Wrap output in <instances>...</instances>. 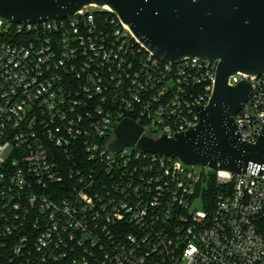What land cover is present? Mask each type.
<instances>
[{
    "label": "built area",
    "instance_id": "obj_1",
    "mask_svg": "<svg viewBox=\"0 0 264 264\" xmlns=\"http://www.w3.org/2000/svg\"><path fill=\"white\" fill-rule=\"evenodd\" d=\"M219 62L166 60L96 4L0 17V264H264V174L111 149L126 118L156 139L197 126ZM244 79L235 121L256 143L264 74Z\"/></svg>",
    "mask_w": 264,
    "mask_h": 264
},
{
    "label": "water",
    "instance_id": "obj_2",
    "mask_svg": "<svg viewBox=\"0 0 264 264\" xmlns=\"http://www.w3.org/2000/svg\"><path fill=\"white\" fill-rule=\"evenodd\" d=\"M90 4L109 5L145 46L166 60L193 56L220 61L209 105L195 104L201 117L197 126L156 139L126 118L115 130L113 151L137 146L214 171L264 174V125L257 142L250 143L242 140L235 121L251 83L229 84L238 72L264 74V0H0V17L38 23L70 17Z\"/></svg>",
    "mask_w": 264,
    "mask_h": 264
},
{
    "label": "trees",
    "instance_id": "obj_3",
    "mask_svg": "<svg viewBox=\"0 0 264 264\" xmlns=\"http://www.w3.org/2000/svg\"><path fill=\"white\" fill-rule=\"evenodd\" d=\"M105 13L115 16V14L113 12H110V11H105ZM216 174L217 173L214 172V171L210 172V178H209L210 181H209V183L211 185V193L212 194H213V191L215 192V190H217V187H216Z\"/></svg>",
    "mask_w": 264,
    "mask_h": 264
},
{
    "label": "rangeland",
    "instance_id": "obj_4",
    "mask_svg": "<svg viewBox=\"0 0 264 264\" xmlns=\"http://www.w3.org/2000/svg\"><path fill=\"white\" fill-rule=\"evenodd\" d=\"M195 208H199V209L203 208V206H202V204L200 203L199 200H197V202H195L194 206L192 207V209H195Z\"/></svg>",
    "mask_w": 264,
    "mask_h": 264
},
{
    "label": "bare ground",
    "instance_id": "obj_5",
    "mask_svg": "<svg viewBox=\"0 0 264 264\" xmlns=\"http://www.w3.org/2000/svg\"><path fill=\"white\" fill-rule=\"evenodd\" d=\"M103 7L106 9L112 10V8L109 5H104ZM222 174H226V172L222 171Z\"/></svg>",
    "mask_w": 264,
    "mask_h": 264
}]
</instances>
